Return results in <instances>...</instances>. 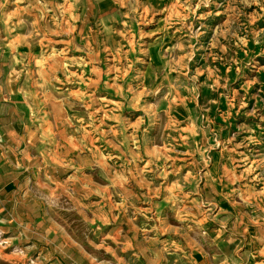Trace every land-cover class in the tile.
Segmentation results:
<instances>
[{
	"label": "rangeland",
	"instance_id": "1",
	"mask_svg": "<svg viewBox=\"0 0 264 264\" xmlns=\"http://www.w3.org/2000/svg\"><path fill=\"white\" fill-rule=\"evenodd\" d=\"M24 2L0 0L22 98L52 137L50 99H71L82 146L122 159L145 191L129 208L117 195L132 240L70 185L49 198L48 220L82 255L135 264L128 241L160 235L172 264H190L174 240L201 222L202 170L264 209V0H57L50 30ZM84 14L87 30L75 36ZM22 252L0 233V264H37Z\"/></svg>",
	"mask_w": 264,
	"mask_h": 264
},
{
	"label": "crops",
	"instance_id": "2",
	"mask_svg": "<svg viewBox=\"0 0 264 264\" xmlns=\"http://www.w3.org/2000/svg\"><path fill=\"white\" fill-rule=\"evenodd\" d=\"M57 0H25L24 10L48 30L57 18ZM85 14L79 17L76 35L86 32ZM0 21V233L37 264H93L48 220V200L70 185L76 195L87 199L96 216L109 229L121 228L131 239L126 207L145 196L143 183L122 159L96 156L82 146L73 125V102L52 96L44 116L31 111L20 94V68L12 48L4 46ZM202 170V169H201ZM200 224L174 240L177 256L190 264H264V209L252 208L222 193L209 170H202ZM132 245L135 264H172L164 247V236L137 235ZM170 259V260H169ZM164 260H167L165 262Z\"/></svg>",
	"mask_w": 264,
	"mask_h": 264
}]
</instances>
